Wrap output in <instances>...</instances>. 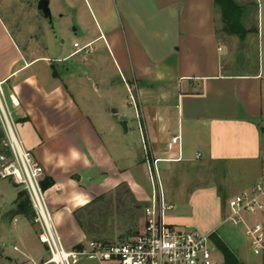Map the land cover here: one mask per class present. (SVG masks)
Here are the masks:
<instances>
[{"label":"crops","instance_id":"obj_1","mask_svg":"<svg viewBox=\"0 0 264 264\" xmlns=\"http://www.w3.org/2000/svg\"><path fill=\"white\" fill-rule=\"evenodd\" d=\"M254 1L255 27L244 18L240 36L225 31L216 0H49L59 22L76 24L79 47L63 58L47 45L30 57L0 9V81L24 146L52 180L45 196L66 247L89 240L83 208L123 186L148 200L155 168L171 204L172 168L211 163L235 182L264 178V0ZM183 191L192 209L210 201L213 220L169 209V221L221 234L217 187ZM250 221L264 225V212ZM221 236L242 264H264L251 243Z\"/></svg>","mask_w":264,"mask_h":264},{"label":"rangeland","instance_id":"obj_2","mask_svg":"<svg viewBox=\"0 0 264 264\" xmlns=\"http://www.w3.org/2000/svg\"><path fill=\"white\" fill-rule=\"evenodd\" d=\"M78 2L79 0H76V4ZM237 2L244 6L242 22L244 18L250 19L249 26L254 29L257 3L254 0ZM36 6V0H3L0 3L3 18L12 32L19 37L21 46L28 50L30 57L44 52L46 45L48 47L46 52H48L50 58H63L75 50L74 40L78 37L74 35L72 29L76 24H70L67 19L59 22L58 17L54 15V8H50L51 18H44ZM255 59L258 61L259 56L256 55ZM56 63L57 65L62 64L60 62ZM0 133L4 134L0 145L1 171L4 165L10 161V152L5 146L6 136L1 120ZM2 157L4 158L2 159ZM232 170L211 163L172 168L170 170L172 175L170 178L172 179L171 186L176 187L179 192H175L176 197L172 204L171 199L166 194L168 203L172 205L169 211L175 215L183 214L196 221L199 219L207 223L208 220H213L212 212L209 213L210 201L204 202V207L205 205L208 207V211H205L203 205H200L198 198L195 196L194 202H198L199 205L197 209H192L190 199H185L183 191L186 188L209 185L216 186L221 193L224 216H226L229 199L257 180L252 176V178L244 179L241 182H235ZM158 178L157 180L160 181ZM161 186L163 190L162 183ZM144 188L151 192L153 187L150 182H146ZM181 190L182 193H180ZM19 191H25L23 185L16 184L11 177H0V264H10L5 254L13 255L17 262L29 261L28 263H31L34 260L37 264H41L49 258V252L46 245L39 239V227L34 222L33 215L29 218L33 224L31 225L26 218H19L23 215H14L13 213V210L17 207L14 204ZM148 204V200H138L128 187L123 186L112 194L83 208L78 215L85 226L89 239L103 242L123 241L134 237L142 230L145 221L144 211ZM15 218H19L18 221H14ZM220 233L218 235H224L225 239L230 238L238 244H245L246 247H250V242L242 226L224 220ZM216 258L222 261L223 255L220 251L216 252Z\"/></svg>","mask_w":264,"mask_h":264},{"label":"built area","instance_id":"obj_3","mask_svg":"<svg viewBox=\"0 0 264 264\" xmlns=\"http://www.w3.org/2000/svg\"><path fill=\"white\" fill-rule=\"evenodd\" d=\"M90 45L77 51L87 50ZM74 46L79 47V43ZM0 120L5 146L10 152V161L0 171V177H11L16 184L23 185L30 199L39 239L49 252V258L41 264H225L216 258L218 249L210 233L182 229L169 222L167 214L171 205L157 180L156 168L155 177L152 176L153 194L144 211V226L137 235L116 242L89 239L79 246L66 247L46 200L44 167L23 144L3 81H0ZM263 212L264 178L229 199L224 219L243 227L255 254H264V225L250 219ZM28 262L15 264H37L34 260Z\"/></svg>","mask_w":264,"mask_h":264},{"label":"trees","instance_id":"obj_4","mask_svg":"<svg viewBox=\"0 0 264 264\" xmlns=\"http://www.w3.org/2000/svg\"><path fill=\"white\" fill-rule=\"evenodd\" d=\"M216 2L222 11L225 31L230 34L236 33L243 36L246 32L245 26L242 22L244 6L240 5L236 0H216ZM3 137L4 134L0 133V145ZM51 183L52 180L46 179L43 182V187L46 188ZM16 205L17 207L13 210L14 215L20 214L27 218H30V216L33 215L32 217L34 218V210L25 191L18 192ZM210 236L217 249L222 253L225 264H242L234 250L220 235H218V233L212 232Z\"/></svg>","mask_w":264,"mask_h":264},{"label":"water","instance_id":"obj_5","mask_svg":"<svg viewBox=\"0 0 264 264\" xmlns=\"http://www.w3.org/2000/svg\"><path fill=\"white\" fill-rule=\"evenodd\" d=\"M37 9L44 18H51V9L49 7V0H39Z\"/></svg>","mask_w":264,"mask_h":264}]
</instances>
